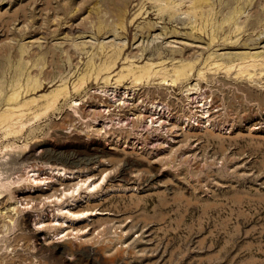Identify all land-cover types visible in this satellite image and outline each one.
<instances>
[{"label":"rangeland","instance_id":"1","mask_svg":"<svg viewBox=\"0 0 264 264\" xmlns=\"http://www.w3.org/2000/svg\"><path fill=\"white\" fill-rule=\"evenodd\" d=\"M146 64L149 76L116 80ZM144 106L168 126L140 117ZM0 112L12 180L54 163L115 187L76 203L91 216L69 236L39 233L43 244L30 231L42 198L12 210L0 264H264V0H0ZM45 174L47 195L76 180Z\"/></svg>","mask_w":264,"mask_h":264},{"label":"bare ground","instance_id":"2","mask_svg":"<svg viewBox=\"0 0 264 264\" xmlns=\"http://www.w3.org/2000/svg\"><path fill=\"white\" fill-rule=\"evenodd\" d=\"M170 1V0H169ZM172 1V0H171ZM176 2V1H175ZM184 2V1H183ZM161 3V2H160ZM163 3V2H162ZM165 3V2H164ZM192 3V2H190ZM123 5V4H122ZM162 5V4H160ZM165 5V4H164ZM164 5H162V7L164 8ZM193 5V4H192ZM168 6V5H167ZM177 6V5H176ZM175 6V7H176ZM179 6V5H178ZM170 7V6H169ZM168 8V7H167ZM178 8V7H176ZM175 8V9H176ZM164 10V9H163ZM171 12V11H168ZM172 14V12H171ZM174 14V13H173ZM172 14V15H173ZM228 28V27H227ZM236 28V27H235ZM234 29V28H233ZM232 29V30H233ZM239 29V27H238ZM229 30V29H228ZM236 30V29H235ZM240 30V29H239ZM238 30V31H239ZM230 31V30H229ZM227 34H229L228 32H226ZM216 34V33H215ZM227 36V35H226ZM230 37V36H229ZM228 40V39H227ZM230 40V38H229ZM232 40V39H231ZM233 41V40H232ZM236 41V39H235ZM249 55V54H248ZM254 55V54H252ZM256 55V54H255ZM240 56V55H238ZM245 56V55H244ZM251 56V55H250ZM249 56V57H250ZM252 57V56H251ZM256 57V56H253ZM252 57V58H253ZM247 58V57H246ZM245 58V59H246ZM129 59V58H128ZM110 60V59H109ZM252 60V59H251ZM254 60V58H253ZM241 61V60H240ZM250 61V60H249ZM225 62V61H224ZM239 62V61H238ZM258 62V61H257ZM242 63V62H241ZM244 63V62H243ZM248 63V62H247ZM263 63V62H262ZM186 64V63H185ZM223 64V63H222ZM233 64V63H232ZM239 64V63H238ZM237 64V65H238ZM246 63H244L243 65L241 64L239 66L238 71H240L241 69L246 67L244 66ZM256 64V63H255ZM259 64H261L259 62ZM177 65V64H176ZM248 64H246L247 66ZM262 65V64H261ZM103 67V66H102ZM104 68V67H103ZM108 69V68H107ZM127 69V70H126ZM244 69V70H245ZM98 70V69H97ZM103 69H100V71ZM106 70V69H105ZM127 72H126V71ZM150 70V66L149 64L146 65H140L137 67H132V66H127L125 68H122L120 73H119V77L118 79H116L117 81H121L122 79L131 74V76L133 77L134 81H139L143 78V76H149L152 71ZM182 70L181 67H178L176 69V71L180 72ZM242 71V70H241ZM102 72V71H101ZM107 72V71H106ZM190 72V71H189ZM201 72H203L201 70ZM201 74V73H200ZM118 75V74H117ZM109 76L110 75H106L105 78H107L109 80ZM34 78V76H33ZM37 79V78H35ZM170 78L164 77V80L166 82H170V81H174L175 79L172 78V80H169ZM30 80H31V76H30ZM36 82V80H34ZM41 82H39L38 84H40ZM138 83V82H137ZM174 83V82H173ZM35 88V85H33ZM38 86V85H37ZM36 86V88H37ZM198 86V81L192 83L191 85H189V87L186 88L187 90V94H193L194 92H196V88ZM26 87V86H25ZM31 88V87H30ZM114 86H113V90H114ZM57 89V88H56ZM116 89V88H115ZM133 90H135V88H132ZM27 90V89H26ZM60 90V89H59ZM28 91V90H27ZM58 91V90H57ZM54 92L55 89H54ZM54 92L52 94H54ZM115 92V91H114ZM16 93V92H15ZM57 93V92H56ZM56 95V94H55ZM58 95V94H57ZM116 95V94H115ZM187 95V97L189 96ZM47 96V95H44ZM54 96V95H53ZM139 96V95H138ZM205 96V95H204ZM57 97V96H56ZM119 97V96H118ZM122 97V96H121ZM120 97V98H121ZM135 97L134 95L128 97ZM31 98V97H30ZM190 98V97H189ZM15 99V98H13ZM29 99V98H27ZM51 99V98H50ZM137 99V98H135ZM203 99V98H202ZM36 100V98H34V101ZM204 100V99H203ZM26 102V101H24ZM28 102V101H27ZM32 102V101H31ZM51 102V101H50ZM106 102V101H105ZM109 102V101H107ZM113 102V101H112ZM205 102V101H204ZM202 102V110L203 113L201 114L203 118H206L207 120L210 119L208 116L209 114L207 113L209 111L208 108H206L205 103ZM115 104V102H113ZM113 103H106V105L108 107L111 106V104ZM138 103V102H137ZM29 104V103H27ZM26 104V105H27ZM47 104V103H46ZM51 104V103H50ZM118 104H121V102H119ZM136 104V103H135ZM141 104V103H140ZM24 105V104H23ZM49 105V102H48ZM137 105V104H136ZM143 105V104H142ZM18 106V105H17ZM115 106V105H114ZM139 106V104H138ZM137 106V108H138ZM141 106V105H140ZM157 107L159 106V104H154L152 103V107ZM11 107V106H10ZM9 107V108H10ZM14 107V106H12ZM92 107V106H91ZM113 107V106H112ZM116 109L117 105L115 106ZM152 107H140L139 108V116H145L148 117L150 119H152L155 123L161 122L162 125H167L169 123V121L171 120L169 115H165L163 112L157 111V108H152ZM163 107V106H162ZM100 108V107H99ZM98 108V109H99ZM132 108V107H131ZM160 110V109H159ZM9 112V111H8ZM14 112V111H13ZM1 113V112H0ZM5 113V112H4ZM169 113V112H168ZM7 114V111H6ZM6 114L5 117L6 118ZM11 114V113H9ZM136 114V113H135ZM3 115V114H2ZM1 115V116H2ZM137 117V116H136ZM3 118V117H2ZM144 118V117H143ZM124 119V118H122ZM149 119V120H150ZM174 119V118H173ZM175 120V119H174ZM157 122V123H158ZM177 122V121H175ZM180 123V122H179ZM210 124V121L208 122ZM174 124V123H173ZM177 124V123H176ZM198 124V123H197ZM172 125V124H171ZM168 126V125H167ZM154 127V126H153ZM172 128V126H170ZM180 127V126H179ZM170 130H173L171 129ZM100 129V128H99ZM169 129V128H167ZM190 129V128H189ZM178 132V131H177ZM168 134V133H167ZM173 134V133H172ZM170 134V136L172 135ZM178 134V133H177ZM108 135V134H107ZM176 136V135H175ZM172 137V136H171ZM27 153V152H26ZM24 157V156H23ZM89 160V159H88ZM82 162V161H81ZM24 168L27 170V175L25 177H18L16 180H12L11 178H9V176L7 174H5V172L3 170H0V196H2V190L4 189H11L12 187H14L16 185V183H19L18 185H20V182L22 181H26L29 182L30 184L26 185L23 184L19 187V194L17 193L16 195H12V201L11 203H9L8 205H1L0 206V225H6L9 221H14L15 220V212H12V210H15L16 213L18 211L21 210H25L24 208H28V207H33V202H34V198L36 196L41 197L42 200H39L41 207L37 210V214L38 217L35 218V225L34 226H30V231H31V236H35L36 240L38 241V243L43 244L45 242L41 241V235H39V233L43 232V231H48L49 234L48 236H46L47 234L43 235L45 236L44 238L47 239V241H49V239H55L58 237L59 233L62 232V234L60 233V236H64L68 235L70 232L73 233L72 231L74 230V224L77 223L76 220H84L86 221V219H88L92 212L91 211H76L74 208L76 203H80L83 200H95V199H99V198H103L104 195H106L113 187L108 188V189H104L103 187H101V184H103V182L105 181L106 177H107V173H104L103 175H100L98 178H94L92 176V174L90 173V167H77L75 166L74 168H68L65 167V165H54L48 163L43 169L40 167H36L34 165H23ZM21 167V166H20ZM46 172H50V174L53 172L54 175L56 174L57 179H61L64 180L66 179H73L76 178V180L71 183L66 189H62V191L60 192V194L56 195L54 193H50V195L45 194V192L47 191V189H51V187L53 188L54 186V180L51 179L50 175H42V173H46ZM50 179H49V178ZM53 177V176H52ZM133 178V177H132ZM55 179V178H54ZM134 179V178H133ZM132 179V180H133ZM135 181V180H134ZM67 183V181H65ZM70 182V181H69ZM23 183V182H22ZM62 183V182H61ZM106 184V183H105ZM60 185V184H59ZM62 187V186H61ZM60 187V188H61ZM59 188V189H60ZM101 188V189H100ZM115 188V187H114ZM113 188V189H114ZM84 190V192H82ZM49 191V190H48ZM58 191V190H57ZM49 194V193H48ZM52 195H54L52 198ZM33 200V201H32ZM36 200V199H35ZM55 200V203H58L56 209L55 206L53 207L56 211L52 212V217L49 215L50 213L47 211V208L49 205V203L47 201H53ZM67 200V201H66ZM36 202V201H35ZM54 202V201H53ZM31 203V204H30ZM51 203V202H50ZM53 206V204H52ZM76 207V206H75ZM6 209V211H5ZM78 210V209H77ZM81 210V209H80ZM50 211V210H49ZM20 213V212H19ZM7 217H9L7 219ZM29 216H27L28 218ZM26 219V218H25ZM88 225V224H87ZM78 227V226H77ZM84 227V226H83ZM82 227V228H83ZM69 228V229H68ZM68 229V230H67ZM76 229V228H75ZM67 230V231H65ZM71 230V231H70ZM84 230V229H82ZM53 231V233L51 234V232ZM76 231H81V230H76ZM56 234V236H55ZM84 234V233H83ZM82 234V235H83ZM81 235V236H82ZM42 236V237H43ZM69 236V235H68ZM84 236V235H83ZM76 238H80V233L76 232L75 235ZM82 238V237H81ZM118 238V237H117ZM42 239V240H45ZM70 239V238H69ZM58 240V239H57ZM75 240V239H74ZM81 240V239H80ZM79 240V241H80ZM124 240V239H123ZM70 241V240H68ZM56 242V241H55ZM48 243V242H46ZM65 243V242H64ZM73 243V242H72ZM46 245V244H45ZM57 245V244H56ZM71 245V244H70ZM73 245V244H72ZM81 245V244H80ZM68 246V245H67ZM48 247V246H47ZM72 247V246H71ZM41 248V247H40ZM44 248V247H43ZM70 248V247H69ZM71 249V248H70ZM72 250V249H71ZM71 252V251H70ZM100 254V253H99Z\"/></svg>","mask_w":264,"mask_h":264}]
</instances>
